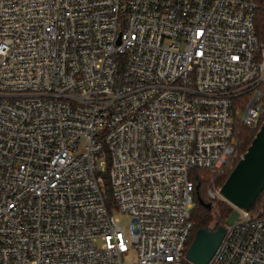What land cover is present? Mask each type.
<instances>
[{
	"label": "built area",
	"instance_id": "obj_1",
	"mask_svg": "<svg viewBox=\"0 0 264 264\" xmlns=\"http://www.w3.org/2000/svg\"><path fill=\"white\" fill-rule=\"evenodd\" d=\"M256 6L0 0V264L186 261L190 169H231L264 119ZM223 227L206 264H264V205Z\"/></svg>",
	"mask_w": 264,
	"mask_h": 264
},
{
	"label": "water",
	"instance_id": "obj_2",
	"mask_svg": "<svg viewBox=\"0 0 264 264\" xmlns=\"http://www.w3.org/2000/svg\"><path fill=\"white\" fill-rule=\"evenodd\" d=\"M264 188V119L244 152L236 160L219 186L220 197L231 204L232 211L224 220L230 225L238 210H248ZM224 234V227L196 229L184 258L189 264H206Z\"/></svg>",
	"mask_w": 264,
	"mask_h": 264
},
{
	"label": "trees",
	"instance_id": "obj_3",
	"mask_svg": "<svg viewBox=\"0 0 264 264\" xmlns=\"http://www.w3.org/2000/svg\"><path fill=\"white\" fill-rule=\"evenodd\" d=\"M255 1L257 6L253 13L254 32L258 42L264 45V0ZM254 133L255 130L241 127L240 134L243 139V143L241 145V153L244 152ZM229 171L230 169H227L223 172L222 175L215 177V172L208 169H190V178L193 182V196L192 208L190 210V220L193 224V228L187 240L186 247L190 243L196 229H214L219 225L223 226L225 218L232 211L233 207L231 206V204H229L222 198L215 197L210 199L206 196V188L210 185L211 180H215L216 186L220 185ZM262 205H264V188L257 196L254 204L251 206V209ZM181 264L189 263L187 261H182Z\"/></svg>",
	"mask_w": 264,
	"mask_h": 264
},
{
	"label": "rangeland",
	"instance_id": "obj_4",
	"mask_svg": "<svg viewBox=\"0 0 264 264\" xmlns=\"http://www.w3.org/2000/svg\"><path fill=\"white\" fill-rule=\"evenodd\" d=\"M112 215L117 218L120 228L124 232H126V226H127V222L129 221V217L118 211H112ZM135 261H136L135 251L129 248L126 254L123 256V264H134Z\"/></svg>",
	"mask_w": 264,
	"mask_h": 264
}]
</instances>
